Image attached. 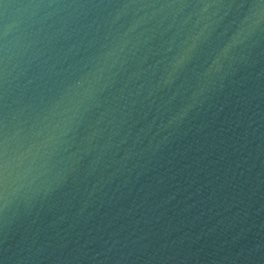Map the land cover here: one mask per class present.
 <instances>
[{
	"label": "water",
	"instance_id": "1",
	"mask_svg": "<svg viewBox=\"0 0 264 264\" xmlns=\"http://www.w3.org/2000/svg\"><path fill=\"white\" fill-rule=\"evenodd\" d=\"M0 264H264V0H0Z\"/></svg>",
	"mask_w": 264,
	"mask_h": 264
}]
</instances>
